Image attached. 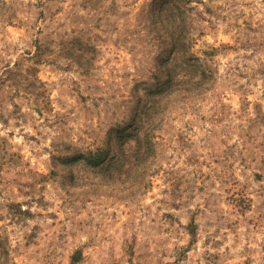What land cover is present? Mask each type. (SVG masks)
<instances>
[{
	"label": "rangeland",
	"instance_id": "obj_1",
	"mask_svg": "<svg viewBox=\"0 0 264 264\" xmlns=\"http://www.w3.org/2000/svg\"><path fill=\"white\" fill-rule=\"evenodd\" d=\"M0 264H264V0H0Z\"/></svg>",
	"mask_w": 264,
	"mask_h": 264
},
{
	"label": "trees",
	"instance_id": "obj_2",
	"mask_svg": "<svg viewBox=\"0 0 264 264\" xmlns=\"http://www.w3.org/2000/svg\"><path fill=\"white\" fill-rule=\"evenodd\" d=\"M173 79H174L173 74H170V75H169V82H170V84H171V82H172ZM169 86H170V85H169Z\"/></svg>",
	"mask_w": 264,
	"mask_h": 264
}]
</instances>
